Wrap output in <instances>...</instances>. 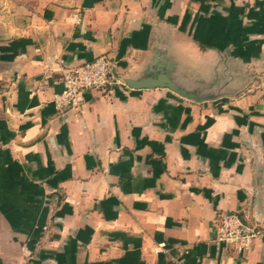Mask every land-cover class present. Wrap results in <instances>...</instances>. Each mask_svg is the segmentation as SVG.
Instances as JSON below:
<instances>
[{
	"label": "crops",
	"instance_id": "1",
	"mask_svg": "<svg viewBox=\"0 0 264 264\" xmlns=\"http://www.w3.org/2000/svg\"><path fill=\"white\" fill-rule=\"evenodd\" d=\"M100 55L205 97L115 78L57 110ZM223 212L264 229V0H0V264H264Z\"/></svg>",
	"mask_w": 264,
	"mask_h": 264
},
{
	"label": "built area",
	"instance_id": "2",
	"mask_svg": "<svg viewBox=\"0 0 264 264\" xmlns=\"http://www.w3.org/2000/svg\"><path fill=\"white\" fill-rule=\"evenodd\" d=\"M111 61L100 55L73 68L62 69V90L55 94L53 102L57 110H80L83 94L89 89L108 91L115 81L111 74ZM213 240L232 246L244 253L256 237L264 239V229L256 223L244 221L237 213L223 212L219 216Z\"/></svg>",
	"mask_w": 264,
	"mask_h": 264
},
{
	"label": "water",
	"instance_id": "3",
	"mask_svg": "<svg viewBox=\"0 0 264 264\" xmlns=\"http://www.w3.org/2000/svg\"><path fill=\"white\" fill-rule=\"evenodd\" d=\"M152 68H150L146 73L138 78L133 77H121L115 73V71L111 67V74L115 78H119L121 82L128 85L132 88H144V87H167L169 90L174 91L175 93L193 99V100H200L205 97L204 94H196L189 91L187 88L183 87L180 83H178L173 76L171 75L172 71V63H167L166 70L158 72L155 75L150 74L152 72Z\"/></svg>",
	"mask_w": 264,
	"mask_h": 264
}]
</instances>
